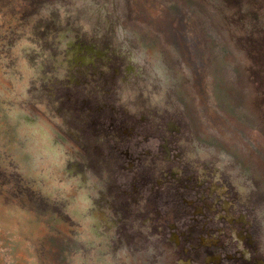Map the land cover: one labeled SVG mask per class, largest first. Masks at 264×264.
<instances>
[{
	"label": "rangeland",
	"instance_id": "obj_1",
	"mask_svg": "<svg viewBox=\"0 0 264 264\" xmlns=\"http://www.w3.org/2000/svg\"><path fill=\"white\" fill-rule=\"evenodd\" d=\"M140 259L264 264V0H0V264Z\"/></svg>",
	"mask_w": 264,
	"mask_h": 264
},
{
	"label": "bare ground",
	"instance_id": "obj_2",
	"mask_svg": "<svg viewBox=\"0 0 264 264\" xmlns=\"http://www.w3.org/2000/svg\"><path fill=\"white\" fill-rule=\"evenodd\" d=\"M128 1V0H127ZM125 4H126V0H122V6H123V8H125ZM140 17V16H139ZM140 19V18H139ZM163 20H167L166 18H164ZM158 21V20H157ZM159 22V21H158ZM169 23H170V21H169ZM171 29H173V28H171ZM183 29V28H182ZM181 29V30H182ZM173 32V31H172ZM184 32V31H183ZM140 35V34H139ZM144 36H140V41H141V43H143L144 42V38H143ZM187 37V36H186ZM181 40V39H180ZM181 42H182V40H181ZM181 42H179V43H181ZM148 49V48H147ZM190 53V52H189ZM192 53V52H191ZM194 57V56H193ZM191 59V56H190V58H189V60ZM196 77H198V75L196 76ZM25 116H27V114H25ZM216 124H217V122H216ZM36 126V131H37V133H38V138H39V141H44L45 142V145H49V143H50V141H49V136H50V134H52V131H51V128H50V125L49 124H47V122L45 121H43L42 122V124H38V125H35ZM219 127V126H218ZM233 129V128H232ZM244 131V130H243ZM238 135V134H237ZM248 135H249V133H248ZM239 136V135H238ZM52 137V136H51ZM250 137V136H249ZM52 139V138H51ZM237 139V138H236ZM240 139V138H239ZM244 142H245V140H244ZM40 143V142H39ZM42 145V144H41ZM233 145V144H232ZM220 152L222 153V155L225 157V156H227V154H226V151H224L223 149L222 150H220ZM255 152V151H254ZM256 153H258V152H256ZM60 155V154H59ZM58 155V156H59ZM52 157V156H51ZM223 157V158H224ZM49 160H51V159H48V161ZM54 241V240H53ZM60 241H61V239L60 238H58L54 243H53V245H51L50 246V250H51V252H52V254H55V255H57L58 254V252H60V251H62V249H63V247H61V244H60ZM137 264H147V263H145V260L144 259H140L139 261H138V263Z\"/></svg>",
	"mask_w": 264,
	"mask_h": 264
}]
</instances>
